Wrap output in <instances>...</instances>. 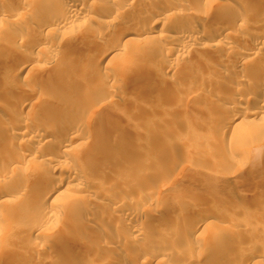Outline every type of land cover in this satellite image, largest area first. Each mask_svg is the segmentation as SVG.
<instances>
[{
  "label": "bare ground",
  "instance_id": "bare-ground-1",
  "mask_svg": "<svg viewBox=\"0 0 264 264\" xmlns=\"http://www.w3.org/2000/svg\"><path fill=\"white\" fill-rule=\"evenodd\" d=\"M4 1L0 0V6ZM96 1H99L96 8L98 15L90 17V20L101 28L97 31L87 20L86 28L71 33L67 42L62 40L71 50L72 48L78 50V53L72 52L69 48V51H57V49L54 51V46L52 47L49 41L60 37L61 29L70 21L80 17V11L88 6L85 0H25L22 4L16 3L8 9L0 10V35L4 34L6 39H9V42L0 41V68L6 69V75L26 76L31 79L41 76L38 61L43 55L41 53H44L46 56L44 59L49 65L46 70V80H42V83L56 77L69 80L59 82L52 90L32 86L23 92H18V97L10 100L0 99V111L3 113L0 114V140L4 144L0 146V187H4L5 184L14 187L10 191L15 201H18L14 205L27 210L19 221L24 235L31 237L33 233L43 236L54 234L47 230L48 227L45 228L46 231L44 229L47 222L58 217L56 210L43 207L46 201H50L57 208L67 207L70 216H77L80 220V224L76 223L69 229L61 227L55 235L56 241L63 244L67 254L77 245L88 248L89 251L95 247L94 245H98L93 254L94 263L95 261L106 263L108 260L112 262L111 264H209L211 260L216 259L214 264H264L262 252L250 254L244 261L238 263L225 257V249H235L237 246L231 245L227 239L219 235L214 225H211V218L218 212L206 207L210 198L193 195L188 201L189 204L179 209V216L183 219V223L180 224V221L171 222L159 216L148 219L147 214H151L152 209L147 213L145 211L147 204L141 202L131 205L126 202L127 199L132 198L125 189L103 190L105 185H109L106 180L107 169L117 173L116 178L113 179L117 184L123 178L133 180L134 173L130 167H117L114 163L115 159L107 154L112 135L110 125H107L109 128L100 134L93 135L89 132L85 122L93 114L95 104H86L83 99H79L77 92L71 91L70 76L67 75L71 70L78 68L77 64H79L78 69L86 68L87 65L97 68L107 56H109L108 62L120 59L119 46H128L133 44L131 43L133 40H137L129 37L131 33L145 35V38L153 41L150 44L158 45V42L163 41L168 45V50L163 55H159L163 61L172 55L187 53L191 45H201L204 43V41L201 43L202 39L206 37L209 43L203 44V47L206 45L204 48L207 47L208 52L217 55L232 54L235 61L245 65L248 57L264 47V7L257 6L255 10H250L251 0H236L239 6H227L218 3V0H195L202 12L194 15L182 0L170 1L171 3H165V6L158 4L163 0H137L142 7L137 9L136 19L127 18L123 26L112 35L106 24L122 19L126 15L125 11L117 9L113 3L124 7L123 3L129 4V0ZM133 1L135 0H130ZM218 4L221 7L215 18L218 17L225 23L217 29L214 27L215 30L208 31L203 22L211 12L212 6L217 7ZM193 17L197 20L193 21ZM27 22H33V25ZM247 25L258 28L254 35L237 32L247 28ZM156 26L159 31L156 30ZM161 26H167L166 29L174 33L161 32L159 29ZM234 28L237 29L236 32ZM154 32H157L156 35L154 34L156 38L151 36ZM110 35L113 37L109 39V47L94 58L95 60L89 61L88 48L97 45L100 37L110 38ZM23 42L28 46L26 52H22L19 48ZM237 45H247V47L240 50ZM198 47L201 48L202 45ZM145 60L144 62H147L146 58ZM202 63L205 64L204 61ZM210 66L214 69L209 70L216 69L215 73H219L218 69L221 68H215L214 64ZM175 68V65L169 63L158 71L144 63L135 66L133 72L138 80L145 76L171 80L166 73ZM226 70L228 69L224 71ZM223 72L220 74H224ZM192 73L197 76L202 74L200 68ZM102 79L108 81L109 75L105 74ZM217 82L221 81L207 83V89L218 91ZM242 86L239 83L234 84L232 91L237 95L226 97L223 102H214L213 105L221 111L213 114L211 120L218 125L219 134L236 130L239 139L244 140L253 133L250 124L253 119L264 121V92L260 94V103L256 108L237 111L235 107L239 106L242 92L245 90ZM199 91L201 90L197 89L195 92ZM0 94L5 96L4 91L0 90ZM248 94V97L254 96L253 91ZM75 141L77 142L73 143ZM88 142H104L105 145L102 151L94 153L92 149L83 148ZM15 146L22 150L11 155L10 151H13ZM222 149L229 152L233 150V146L228 143L223 145ZM255 150L264 154V146L257 145ZM89 155L95 156L98 168L81 170L79 159ZM230 162L235 165L240 161L234 159ZM59 167L65 172L61 170L62 173L56 174V169ZM23 177L31 178L33 182L24 183L20 179ZM4 192L7 190L4 189ZM77 193H83L85 196L82 205H78L75 201ZM224 201L235 206L240 203L227 197ZM262 208L264 215V206ZM156 213L152 214L156 215ZM13 219L3 210L0 211V234L3 233V229L13 226ZM91 224L98 226V232L94 236V241L89 242L84 237L83 227ZM195 242L200 243L193 246ZM108 243L115 244L117 250L108 249L107 246L110 245ZM2 245L0 252L4 250L3 254L17 257L18 263L38 264L36 259L39 251L33 244L31 247ZM214 249L218 252L212 251ZM67 257H64L62 264L71 263L72 258ZM83 264L89 263L83 261Z\"/></svg>",
  "mask_w": 264,
  "mask_h": 264
},
{
  "label": "rangeland",
  "instance_id": "rangeland-1",
  "mask_svg": "<svg viewBox=\"0 0 264 264\" xmlns=\"http://www.w3.org/2000/svg\"><path fill=\"white\" fill-rule=\"evenodd\" d=\"M23 1L25 0H5L0 6L2 8L0 10L8 9L16 3L22 4ZM85 1L88 6L84 7L85 10L80 11V17L63 27L60 37L49 41L50 45L54 46V51L55 49L69 51L70 48L62 40L67 42L71 33L86 28L87 20L97 31L101 28L90 20V17L98 15L96 8L99 1ZM163 1L158 4L165 6V3H171L174 0ZM182 1L187 4L188 10L194 15L202 12L195 0ZM251 1L250 10H255L257 6L264 7V0ZM219 2L227 6H239L236 0H218ZM124 3V7L113 3L117 9L125 11L126 15L122 19L106 24L112 35L123 26L127 18L136 19L137 9L142 7L137 0L133 2L129 0V4ZM219 7H221L219 4L217 7L212 6L211 12L203 22L206 30H215L218 26L224 25L225 21L218 17L215 18ZM194 20L197 19L194 18ZM27 23L33 25V22ZM247 26L237 32L254 35L258 30L253 25ZM158 27L156 26V30ZM162 27L159 28L161 32L174 33V31L166 29L167 26ZM157 32L152 33L151 36L156 38L154 34L156 35ZM112 35L110 38L100 37L97 45L88 48L89 61L95 60L94 58L100 55L106 47H109L108 43L109 39L113 37ZM144 36L131 33L129 37H134L137 40H133L131 42L133 44L128 46H119L120 59L115 62H108L109 56H107L100 67L93 68L87 65L86 68L78 69L79 64H77L78 68L67 74L70 76L71 91L77 92L79 99H83L86 104H95L93 114L85 122L89 132L93 135L100 134L109 128L107 125H110L112 135L107 154L115 159L114 163L117 167H130L134 173L133 180L129 181L123 178L117 184L113 181L117 173L107 169L106 180L109 185H105L103 190L125 189L129 191L130 198H132L127 199L126 202L131 205L141 202L148 205H146L145 211L147 213L152 211L151 214H147L148 219L159 216L162 219L171 220V222L178 223L180 221V224L183 223V219L179 216V209L187 206L193 195L205 196L207 199L210 198L206 207L218 212L215 217L211 218V225H214L219 235L227 239L231 245L237 246L235 249L224 250L228 260L238 263L244 261L250 254L264 253V215L262 213L264 206V154L257 153L255 150L257 145L264 146V121L253 119L250 123L253 129L252 135L241 140L236 135V130L219 134L218 125L211 120L213 114L221 111H218L217 106H214V102H223L226 97L234 96L235 92L232 91V87L236 83L243 85L246 93L242 92V99L235 110L254 109L260 103V94L264 92V47L253 56L248 57L245 60V65H241L235 61L232 54L217 55L211 51L208 52L209 49L204 48L206 45L203 47V44H207L209 41L204 37L201 41V43L204 41L201 44L203 48L201 45H191V49L187 53L172 55L163 61L159 55H163L168 50V45H165L163 41L158 42L160 46L155 43L150 44L153 41ZM0 41L9 42V39H6L2 34ZM247 45H237V47L242 50ZM27 47L25 42L19 46L22 52H26ZM71 51L79 52L74 48ZM41 54L43 55L39 57L38 63L42 75L39 77L33 79L26 76L14 77L13 74L6 75V69L0 68V90L5 93V96L0 94V99L10 100L13 97H18V92H23L32 86L52 90L57 87L59 82L69 81L56 77L42 83V80H46V70L49 64H47V60L45 61V54ZM145 58L147 62H144ZM202 60L205 64L207 62L209 64L206 66ZM144 63L153 66L158 71L169 63L175 65L176 68L166 73L171 80L167 78L155 79L149 76L141 77L138 80L133 68ZM210 64H214L217 69L221 68L218 69L220 70L218 74L215 73L216 69L215 71L209 70L213 68ZM223 65L227 66L225 69L228 70L224 71ZM199 68L202 72L201 75L197 76L192 73ZM221 71H224V74H220ZM104 73L109 75L108 81L102 79ZM216 80L221 81L217 82L219 84L217 85L218 91L213 92V90L207 89L206 84L216 82ZM67 87L69 86L67 85ZM197 89L201 91L195 92ZM250 91L254 92L253 97L247 96ZM0 114L3 113L0 111ZM228 143L233 146V150L229 152L222 149V146ZM3 145L0 140V146ZM103 145H105L104 142H88L83 148L92 149V152L97 153L102 151ZM14 148L13 151H10L11 155L22 150L20 147L15 146ZM233 158L239 159L240 162L234 165L230 162L234 160ZM96 165L95 156L89 155L79 159L81 170L97 169L98 165ZM61 170L63 173L65 172L62 167H59L56 169V174L62 173ZM20 179L24 183L33 182V179L28 177ZM13 188L8 184L0 187V211L3 210L14 218L13 226L3 229V233L0 234L3 237L0 238V245L31 247L33 244L34 248L39 251L38 258H35L38 260V264H62L64 257L68 255L72 258L67 257L71 259L69 264H83V261L89 264L112 263L108 260L106 263L105 261H95L94 263L93 254L98 245H94L95 247L90 251L88 248L77 245V247H72L76 250H72L69 254L65 253V247L56 241L55 235L61 227L69 229L76 223L80 224V220L77 216H70L67 207L57 208L50 201H46L43 207L56 210L58 217L47 222L44 229L48 227L47 230L54 234L43 236L33 233L31 237L24 235L19 221L27 213V210L14 205L18 201H15V197H12L10 192ZM4 189L7 192H4ZM225 197L238 200L240 203L237 204L238 206L232 205L230 202L224 201ZM75 201L78 205H82L85 202L83 193H77ZM153 212L156 215L152 214ZM78 226L80 227V225ZM83 228L84 237L89 242L94 241L98 226L91 224ZM199 243L195 242L193 246L199 245ZM108 244H110L107 246L108 249L116 248L115 244ZM212 251L218 252L217 249ZM3 252L4 250L2 253L0 252V264H20L17 257L5 255ZM215 262L216 259L211 260L209 264Z\"/></svg>",
  "mask_w": 264,
  "mask_h": 264
}]
</instances>
